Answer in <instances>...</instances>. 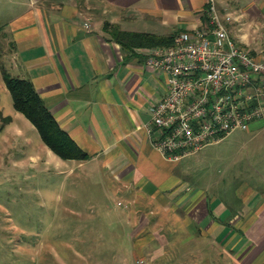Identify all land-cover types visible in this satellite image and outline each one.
<instances>
[{"label": "crops", "instance_id": "0c3cea01", "mask_svg": "<svg viewBox=\"0 0 264 264\" xmlns=\"http://www.w3.org/2000/svg\"><path fill=\"white\" fill-rule=\"evenodd\" d=\"M236 1L227 0L228 6L264 13V0L247 5ZM30 2L32 9L11 22L4 42L22 62L16 69L34 84L62 129L91 156L80 165L115 183V194L126 204L121 216L127 219L136 249L162 236L174 218L186 225V243L195 242L205 253L203 264H211L214 250L228 252L232 236L238 238L235 264H264V119L246 131L252 140L260 139L253 156L260 178L240 186L241 200L226 201L213 183L189 185L180 192L187 183H182V167L156 151L144 129L152 106L167 93V78L146 66L139 51L143 48L127 49L106 28L109 23L124 32L157 36L190 32L209 21L211 0ZM134 18L160 23L166 33L122 25ZM219 256L223 262V254Z\"/></svg>", "mask_w": 264, "mask_h": 264}, {"label": "rangeland", "instance_id": "374dc122", "mask_svg": "<svg viewBox=\"0 0 264 264\" xmlns=\"http://www.w3.org/2000/svg\"><path fill=\"white\" fill-rule=\"evenodd\" d=\"M251 2L242 0L243 5ZM215 3L222 19L231 16L226 23L230 35L264 59V13H246L237 5L228 6L227 0ZM30 9V0H0V264H203L205 253L195 242L186 243L189 235L179 219L172 218L162 236H154L148 247L136 249L127 219L121 216L126 204L115 194V183L89 165L82 167L79 161L55 155L36 127L15 109L4 72L13 78L25 77L16 69L22 62L13 58L4 36L11 32V22ZM122 25L159 35L167 30L139 18ZM251 137L237 131L178 161L182 183L187 182L181 184L180 192L189 185L213 183L226 201L241 200L237 197L240 186L260 178L253 160L260 139ZM237 243L232 236L228 252L214 250L211 264H235L233 245Z\"/></svg>", "mask_w": 264, "mask_h": 264}, {"label": "built area", "instance_id": "2783aa9c", "mask_svg": "<svg viewBox=\"0 0 264 264\" xmlns=\"http://www.w3.org/2000/svg\"><path fill=\"white\" fill-rule=\"evenodd\" d=\"M208 25L153 47L148 68L163 73L168 90L144 125L152 147L178 162L264 119V59L238 44L211 0ZM118 205H123L121 202Z\"/></svg>", "mask_w": 264, "mask_h": 264}, {"label": "trees", "instance_id": "16d2710c", "mask_svg": "<svg viewBox=\"0 0 264 264\" xmlns=\"http://www.w3.org/2000/svg\"><path fill=\"white\" fill-rule=\"evenodd\" d=\"M111 27L114 26L106 24V28L111 30L113 38L133 52L138 48L170 47L173 45L175 37L184 32L179 31L170 36H157L151 33L124 32L115 27L112 30ZM4 80L11 93L15 109L36 127L44 144L55 155L63 160L86 161L91 158L62 129L30 80L13 78L7 72H4Z\"/></svg>", "mask_w": 264, "mask_h": 264}]
</instances>
